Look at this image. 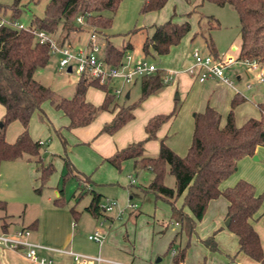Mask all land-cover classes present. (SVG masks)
<instances>
[{"label": "trees", "instance_id": "1", "mask_svg": "<svg viewBox=\"0 0 264 264\" xmlns=\"http://www.w3.org/2000/svg\"><path fill=\"white\" fill-rule=\"evenodd\" d=\"M121 0H45L42 13L32 16L28 27L42 30L50 35L56 33V43H67L71 33L92 27L99 31L102 42V52L106 62L116 64L123 53L132 48L126 41L120 47L115 46L109 36L102 33L112 21V14ZM167 0H142L140 12L160 9ZM217 5L229 4L233 7L238 18V34L240 45L237 60L254 61L260 67L264 65V0H208ZM18 0H12L8 5L0 4V11L8 8L11 15L17 14ZM108 12L109 14H106ZM189 13H186L188 16ZM80 17L84 23H76ZM152 31L141 43L142 56L163 55L171 45L179 42L189 31L190 24L184 19L176 22L172 18L152 24ZM212 27V26H211ZM134 30V29H132ZM208 52L215 54L213 42L207 38ZM48 59L46 43H38L33 35L24 29H14L5 25L0 26V105L3 108L0 117V160L24 159L34 165L39 180L42 182L51 170V164L41 162L40 144L32 140L27 132L30 114L40 109L44 100L67 118L66 129L84 126L103 111L114 112L112 118L105 122L100 131L113 133L121 125L132 118L131 110L146 96L162 89L167 82L163 80V72L156 70L140 82V93L131 103L117 105L115 95L106 85L98 83L95 78L78 75L73 83L69 97L59 96L47 86L33 78L34 71L42 67ZM95 86L104 91L99 105H93L84 98L88 86ZM242 98L236 94L231 98L225 123L220 125V114L211 106L193 114V128L190 144L184 155H178L160 138L156 155H145L143 143L145 140L156 138L158 127L172 118L179 106L175 100L172 109L165 114L150 117L145 125V137L131 142L115 150L103 160L120 168L123 160L131 159L133 168H148L152 176L143 186L145 191L154 193L164 199L171 210V217L180 224L181 228L190 234L195 222L200 220L210 199L219 195L226 201L225 217H230L226 227L231 231L237 242L236 252H243L249 258L264 264V253L259 236L252 225V220L258 218L264 209L261 203L264 191L257 192L252 183L238 179L233 185L220 188L222 180L227 178L236 168L237 161L244 156H253L258 146L264 145V102L258 103L260 117L247 118L242 124L236 125L233 119V108ZM116 109V111H114ZM10 121L19 124V130L11 142L3 137V127ZM59 137L62 150L65 140ZM66 175L75 176L78 181L84 180V175H76V170L70 165L64 153L60 156ZM166 174L174 178L173 186L164 184ZM37 191L36 188L33 189ZM90 200L84 207L93 216L102 214L99 210L101 194L90 189ZM181 198L180 206L175 201ZM53 203L59 205L58 198ZM0 209H4V201L0 200ZM186 209V210H184ZM70 214L76 212L68 207ZM5 217V216H3ZM2 217V218H3ZM4 221L0 222L3 228ZM25 227H29L26 225ZM211 249L216 248L213 233L202 239ZM184 259V248L172 250L171 264H181ZM233 259V256L230 257Z\"/></svg>", "mask_w": 264, "mask_h": 264}, {"label": "rangeland", "instance_id": "2", "mask_svg": "<svg viewBox=\"0 0 264 264\" xmlns=\"http://www.w3.org/2000/svg\"><path fill=\"white\" fill-rule=\"evenodd\" d=\"M11 1L0 0V4L8 5ZM44 2L45 0H18L16 5L18 11L15 16L11 15L8 8L0 13L6 20H13L28 26L32 16H39L42 13ZM141 3L142 0H121L119 2L117 9L111 15L110 26L102 30V33L109 36L113 45L120 47L128 41L132 45L128 51L136 57H144L140 46L144 37L151 33L152 24L161 23L168 18L176 22L186 19L190 24V29L175 44L176 46L179 47L185 43L187 48V40L192 37V46H198L199 50L205 52L207 47L202 37L208 38L209 36L219 56L229 53L236 57V51H231L229 48L230 44L237 45L239 42L238 18L231 5H217L208 0H167L160 9L141 13L139 10ZM152 13H155L156 18L161 19L156 21ZM186 13H189L188 16ZM106 14L109 13L106 12ZM91 30H93L92 27H85L83 30L74 31L70 34L67 43L73 47L82 45ZM94 32L100 36L99 31ZM52 36L55 38L56 33ZM58 57L57 53L48 51L46 63L35 70L33 78L49 87L54 94L70 93L77 74L73 66L69 71H66L64 67H58ZM145 58L151 62H158L155 55ZM246 66H248L246 63L236 60L233 65L225 69V72L229 73L230 77H228L238 87L244 85ZM234 68L243 74L239 81L233 74H230ZM260 68L264 70V65ZM256 72L257 70L250 71L248 78H253ZM258 86L261 87L260 98H264V82ZM131 89L132 95L135 94L139 90V83H135ZM122 99V94L117 96V101L120 103ZM46 103V100L42 101L40 107L42 108ZM176 103L179 106L182 99H177ZM48 109V111L44 109L42 111L54 124L57 114L53 108ZM19 128L16 121L6 123L3 127L4 140L11 142ZM37 131L39 130L36 129L34 132L37 133ZM40 131L39 136L44 140L39 146L41 162L46 164L49 161L51 164V170L42 182L32 162L0 160V199L4 200V209H0V214H4L10 222L12 220L15 222L22 215L24 218L28 216L38 218V214L40 216L47 207H51L54 199L58 198L60 204L55 206L58 209L54 212L55 217H59L62 211L70 215L69 206L79 211L78 225L73 230V243L76 244L78 250L83 251L82 254H99L113 262L171 264L172 250L184 248L182 264H258L243 252H236V238L224 227L223 219L220 217L225 210L223 205L221 208L215 207L212 214L211 210L203 213L201 219L195 222L193 231L188 234L180 224H174L170 205L161 197L143 189L152 176L148 168L134 169L132 161L126 159L121 162L120 168L116 169L107 162L90 161L88 151L91 150L86 145H71L69 161L78 170L90 174L91 180L87 184L85 181H78L72 175L64 177L65 168L62 167L60 159L62 147L59 137L49 126L41 127ZM172 132L175 133V126H172ZM62 137L66 146L68 141L65 134L62 133ZM252 164L254 167H249L245 171V177L249 178V182L254 185L257 192H262L264 191V158H258ZM130 178L133 179L132 183L129 182ZM163 182L172 187L174 178L166 174ZM34 188L37 191H34ZM90 189L101 194L102 204L107 200H113V209L96 217L86 213L84 207L90 200ZM180 200L179 197L175 201L176 206H180ZM126 203L132 206L123 208ZM119 209H122L121 213H117ZM261 209H264V196ZM108 215L114 218L112 222L106 217ZM254 223L264 236V215ZM213 224L214 227H212ZM96 228L104 234L99 251L97 243L87 239V235ZM212 233L216 243L215 249L209 248L202 241ZM76 246L71 251L76 252L74 251ZM232 256L233 259H230Z\"/></svg>", "mask_w": 264, "mask_h": 264}, {"label": "crops", "instance_id": "3", "mask_svg": "<svg viewBox=\"0 0 264 264\" xmlns=\"http://www.w3.org/2000/svg\"><path fill=\"white\" fill-rule=\"evenodd\" d=\"M152 14V17L156 18L155 13ZM158 17L160 16L158 15ZM156 19V21H159L161 18ZM202 38L204 41L203 43L206 47L207 38L205 36H203ZM192 39L193 38L190 37L187 40V48L185 46V43H182L181 45H179V47L176 45H171L169 51L166 54L155 55L158 58V62L153 63L156 64L158 70L162 71L163 74L169 77V80L162 89L154 94L146 96L137 106H135L131 110L133 114L132 118L121 125L113 133L109 134L101 132L100 129L105 122L109 121L112 118L114 112L103 110L99 112L90 123L84 126H75L66 129L64 125L67 122V118L61 113V111L51 107V105L47 101L46 105H44L42 108L40 107L39 110H34L30 114L27 127L29 137L32 140H41V142L43 143L44 140L39 136L41 127L49 126L53 131L57 129L58 133L61 136L62 133L65 134L69 145L66 143V146H64L62 150V153H64L68 161V155H70L71 153V145H86L88 148H90L89 150H91L88 151V158L90 159V161L105 162L103 159L111 155L115 150L124 147L131 142L143 139L145 137L144 125L146 121L153 115L168 113L172 109L174 102L177 99H182V103H180L176 114L158 127V129L156 130V138L144 141L143 152L145 155L157 154L159 146L158 140L160 138H163L166 145L169 146V148L172 149L175 153H177L178 155H184L190 144L194 112L201 111L206 105H209L220 114V125L222 126L225 123L226 114L229 110L230 100L235 94L242 98L241 102H239L233 108V119L235 124L240 125L249 117L259 118L261 113L258 107V103L264 102V98H260L261 87L258 86V84H261V82H258L256 80L255 73L253 75V78L249 79V72L252 70L248 66H246V69H244L246 78L242 87H238L234 81L232 84H228L215 77H208L203 81H199L195 77V75H192L187 71V68L192 64L191 51L194 48L198 47L192 46ZM239 45L240 38L237 45L232 43L229 47L231 51H236V57H234L235 59H237L238 56ZM214 52L216 55H218V53L216 52V48ZM226 55L232 56L229 53H227ZM233 64L234 62L228 65L226 68H229ZM225 74L229 76V73L225 72ZM230 74H233L237 81H239L243 76V74L240 73L236 68L232 69L230 71ZM141 80L142 79H136L133 83L125 84L122 86L123 99L121 103L128 104L138 98L140 93ZM137 82L139 83V90L132 95L131 88ZM248 83L249 86H247ZM114 84H119V82H116ZM71 93L72 90L70 93L67 92L66 94L56 95L69 97ZM103 96L104 91L92 85L88 86L84 93L85 100L92 103L93 105H99L103 99ZM115 100L117 102V105L121 104L119 101H117V97H115ZM48 108H53V110L57 114V119L54 124H52V122L42 111V109L48 111ZM116 109L117 108H115L114 111H116ZM2 112L3 108L0 105V115L2 114ZM172 126H175V133L172 132ZM36 129L39 130L37 131V133L34 132ZM254 155L256 156V159L264 158V145L258 146L255 149ZM256 159H253V156H244L240 158L237 161L236 168L233 173L222 180L219 187L225 188L227 186H231L238 179H245L247 181H250L249 178L245 177V171L249 167H254L252 162ZM24 161L30 162L26 160ZM69 163L73 167V169L76 170L77 175H84L85 178L82 181H85L88 184V181L91 180L89 176L90 174L78 170L75 166L72 165L70 161ZM53 192L55 193V191ZM5 200L7 201V199ZM127 204L128 203H126L123 208H126ZM222 205L225 209L224 213L222 215L218 214V216L220 215V217L224 221L227 201L221 195L208 201L205 212L211 210L212 214L215 207L219 206L221 208ZM50 206L51 207H47L46 211L40 214V216L38 214V218H36V216H28L24 218L22 215L18 218V220H16L18 222H13V220L10 222L9 219L3 217L5 216L4 214H0V222L3 220L5 223L3 228L0 227V231H12L17 227H25L26 225H29L28 228L30 230V239H32L33 241L50 247L68 249L70 251L72 250V248L75 249L76 244L73 243V230L75 229L74 227L78 225L77 218H79L80 216L79 211L74 209L76 212H74L73 216L72 214L67 215V213L62 211L59 217H55L54 212H56L58 209L55 207L56 205L53 202ZM121 211L122 209H119L117 213H121ZM85 212L90 214L86 210ZM90 215L93 216L92 214ZM263 215L264 210L258 218ZM106 217L110 222L114 220V218L110 215ZM258 218L252 220V225L259 236L260 244L264 253V236L261 234L258 226L254 223V221ZM215 222L217 221L215 220ZM174 224L179 225L176 221H174ZM98 225H101V221L98 223ZM214 226L215 225L213 224L212 227ZM102 243L103 240L101 244H97L98 251L100 250ZM77 248L78 247L76 246V250L74 251L83 253V251H80ZM37 254L50 257L55 263L58 264H74L71 261L70 257L63 253L38 250ZM119 263L132 264V261H121ZM0 264L36 263L26 259L20 251L11 250L0 246Z\"/></svg>", "mask_w": 264, "mask_h": 264}, {"label": "built area", "instance_id": "4", "mask_svg": "<svg viewBox=\"0 0 264 264\" xmlns=\"http://www.w3.org/2000/svg\"><path fill=\"white\" fill-rule=\"evenodd\" d=\"M76 23H84L79 16L75 18ZM5 25L14 29H24L29 31L34 40L38 43H46L48 51L57 53L58 67L72 68L78 75L95 78L98 83L106 85L115 97L122 94V86L131 84L136 79H143L158 68L155 63L147 60L145 57H136L126 50L120 61L116 64H110L105 61L102 52V42L96 35L94 30L89 32L85 42L77 47L69 44H57L55 38L42 31L24 26L13 20H6L0 13V26ZM192 64L187 68V71L199 81H203L208 77L218 78L228 84H232L233 80L225 74V68L237 59L230 55L218 56L213 55L208 51H202L194 48L191 51ZM246 63L251 70H257L255 73L258 82H264V70L254 61L241 60ZM163 80L167 82L169 77L164 74ZM119 82V84H114ZM249 86V83L247 84ZM41 144V140H37ZM133 179H130V183ZM114 205L113 200H107L106 203L99 204V210L102 213L112 210ZM127 204V207H131ZM89 240L96 242L98 245L103 240V234L96 228L87 235ZM0 246L11 250L20 251L22 255L36 264H58L50 257L38 255V250L52 251L66 254L70 257L74 264H102L104 262L123 264L113 262L97 255H87L78 252H73L68 249L50 247L43 245L30 239V230L27 227H18L12 231H0ZM129 264V263H125Z\"/></svg>", "mask_w": 264, "mask_h": 264}, {"label": "water", "instance_id": "5", "mask_svg": "<svg viewBox=\"0 0 264 264\" xmlns=\"http://www.w3.org/2000/svg\"><path fill=\"white\" fill-rule=\"evenodd\" d=\"M66 71H69V67H66ZM176 97H177V95H176ZM253 159H256V156L255 155H253ZM229 220H230V217H225V219H224V221H223V225L225 226V227H227L228 226V224H229Z\"/></svg>", "mask_w": 264, "mask_h": 264}]
</instances>
